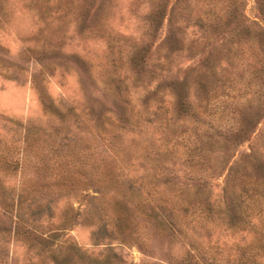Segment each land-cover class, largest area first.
Masks as SVG:
<instances>
[{
  "label": "trees",
  "instance_id": "16d2710c",
  "mask_svg": "<svg viewBox=\"0 0 264 264\" xmlns=\"http://www.w3.org/2000/svg\"><path fill=\"white\" fill-rule=\"evenodd\" d=\"M154 2L143 40L117 50L141 75L133 88L146 66L158 72L153 88L138 97L142 112L131 114V97L122 94L126 77L108 76L102 94L85 97L77 113L41 99L56 125L23 126L16 152L0 147V206L10 210L12 236L24 234L26 264H127L117 249L135 243L155 257L150 264H249L264 254V91L234 102L229 126L201 123L214 108L217 85L234 88L233 79L219 78L220 64L239 66L264 89V0H252L253 18L245 14L247 0ZM163 21L164 34L151 48L147 41ZM200 54L202 68L181 69L179 61ZM184 133L194 142L190 148L180 146ZM241 143L246 149L234 154ZM210 169L225 171L216 197ZM11 175L17 180L9 196L3 182ZM81 195L87 209L80 221L93 228L92 244L108 239L114 246L87 252L67 235L80 216L67 202ZM214 229L245 230L252 239L234 246L235 254L222 252L224 243L210 238Z\"/></svg>",
  "mask_w": 264,
  "mask_h": 264
},
{
  "label": "rangeland",
  "instance_id": "374dc122",
  "mask_svg": "<svg viewBox=\"0 0 264 264\" xmlns=\"http://www.w3.org/2000/svg\"><path fill=\"white\" fill-rule=\"evenodd\" d=\"M154 3V0H0V147L6 146L16 152L23 126L44 129L56 125L57 122L43 111L41 99L60 111L67 108L77 113L84 106L85 97L102 94L103 81L108 76L126 77L122 94L131 97V114L142 112L138 97L141 98L153 88L154 76H159L158 72L146 66L148 71L142 75L145 78L139 80L138 88H133V82H138L135 76L141 75L130 70L125 57L117 56V50L122 44L143 40L147 28L144 16ZM245 14L249 18L255 15L252 0H247ZM164 29L165 21L155 38L149 37L147 43L151 48L162 38ZM186 31V37L191 39L190 27ZM202 58L200 54L190 62L179 61L184 64L181 69L197 64L202 68L199 64ZM241 59L243 64L249 61L245 47ZM220 65L219 78L233 79L234 88L228 89L222 85L223 81L217 85L214 108L211 107L209 114L201 119L202 126L211 129L232 123V108H235L232 105L238 99L247 102L264 91L259 86L261 80L234 68L239 66ZM225 81L224 84H227ZM83 111L86 113L85 109ZM184 135L180 139V146L192 147V138L187 133ZM246 147L247 143L239 144L234 148V154ZM207 173L213 175L208 179L209 191L212 197H216L221 191L225 171L217 173L210 169ZM16 180V176L11 175L3 182L9 196L14 192ZM86 194L90 196L95 193L87 190ZM62 202H58L56 212L61 209ZM67 203L73 209L80 210L79 219L66 231L80 249L97 253L106 242L114 246V241L108 239L99 241L97 245L92 244L93 228L80 221L87 209V198L81 195L69 199ZM9 215L10 210L5 213L0 206V264H26L27 252L20 240L24 234L12 236ZM18 231H22V228ZM210 238H219L218 243H224L221 245L222 252L230 249L235 254V250L251 241L252 234L245 230L230 234L214 229ZM187 242L185 240L184 243ZM234 246L237 249L234 250ZM175 249V252L178 251V246ZM117 251L127 264H150L155 259L136 243L122 246ZM217 264L234 263L229 259ZM249 264H264V254L259 253Z\"/></svg>",
  "mask_w": 264,
  "mask_h": 264
}]
</instances>
